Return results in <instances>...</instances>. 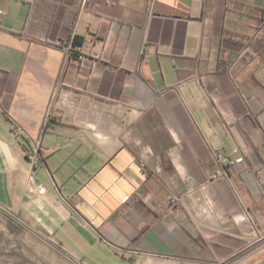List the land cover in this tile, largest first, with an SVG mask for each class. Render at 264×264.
Listing matches in <instances>:
<instances>
[{
  "label": "crops",
  "instance_id": "obj_1",
  "mask_svg": "<svg viewBox=\"0 0 264 264\" xmlns=\"http://www.w3.org/2000/svg\"><path fill=\"white\" fill-rule=\"evenodd\" d=\"M0 207L76 264H264V0H0Z\"/></svg>",
  "mask_w": 264,
  "mask_h": 264
},
{
  "label": "rangeland",
  "instance_id": "obj_2",
  "mask_svg": "<svg viewBox=\"0 0 264 264\" xmlns=\"http://www.w3.org/2000/svg\"><path fill=\"white\" fill-rule=\"evenodd\" d=\"M0 264L76 263L30 224L0 207Z\"/></svg>",
  "mask_w": 264,
  "mask_h": 264
},
{
  "label": "built area",
  "instance_id": "obj_3",
  "mask_svg": "<svg viewBox=\"0 0 264 264\" xmlns=\"http://www.w3.org/2000/svg\"><path fill=\"white\" fill-rule=\"evenodd\" d=\"M244 158L240 157V158H236V159H230L228 160V162L230 163H235V162H241ZM222 161H225L224 159Z\"/></svg>",
  "mask_w": 264,
  "mask_h": 264
},
{
  "label": "trees",
  "instance_id": "obj_4",
  "mask_svg": "<svg viewBox=\"0 0 264 264\" xmlns=\"http://www.w3.org/2000/svg\"><path fill=\"white\" fill-rule=\"evenodd\" d=\"M76 43H77V40H76ZM74 53V56H78L79 54L77 52H73Z\"/></svg>",
  "mask_w": 264,
  "mask_h": 264
},
{
  "label": "water",
  "instance_id": "obj_5",
  "mask_svg": "<svg viewBox=\"0 0 264 264\" xmlns=\"http://www.w3.org/2000/svg\"><path fill=\"white\" fill-rule=\"evenodd\" d=\"M7 211V210H6ZM16 219H18V218H16ZM19 221H21L20 219H18ZM22 222V221H21Z\"/></svg>",
  "mask_w": 264,
  "mask_h": 264
}]
</instances>
